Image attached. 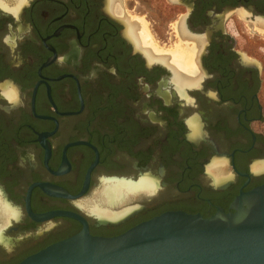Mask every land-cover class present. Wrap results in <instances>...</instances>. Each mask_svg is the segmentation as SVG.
<instances>
[{
	"label": "flooded vegetation",
	"instance_id": "1",
	"mask_svg": "<svg viewBox=\"0 0 264 264\" xmlns=\"http://www.w3.org/2000/svg\"><path fill=\"white\" fill-rule=\"evenodd\" d=\"M263 163L264 0H0V264L228 212ZM107 180L148 187L101 218Z\"/></svg>",
	"mask_w": 264,
	"mask_h": 264
},
{
	"label": "water",
	"instance_id": "2",
	"mask_svg": "<svg viewBox=\"0 0 264 264\" xmlns=\"http://www.w3.org/2000/svg\"><path fill=\"white\" fill-rule=\"evenodd\" d=\"M16 264H264V184L228 212L166 211L113 236L84 228Z\"/></svg>",
	"mask_w": 264,
	"mask_h": 264
},
{
	"label": "bare ground",
	"instance_id": "3",
	"mask_svg": "<svg viewBox=\"0 0 264 264\" xmlns=\"http://www.w3.org/2000/svg\"><path fill=\"white\" fill-rule=\"evenodd\" d=\"M147 187L148 185L144 182L133 184L126 181L107 180L103 183L99 190V198H96L97 200H93L91 203L87 204L88 210L89 212L101 218H116L122 215L123 212L112 210L109 208V206H113L122 202V200H124L130 194H133L135 191H137V189Z\"/></svg>",
	"mask_w": 264,
	"mask_h": 264
}]
</instances>
